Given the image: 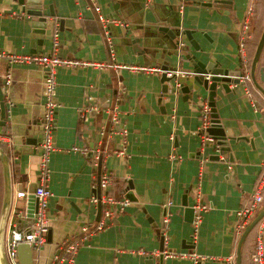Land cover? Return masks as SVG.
Segmentation results:
<instances>
[{"label": "crops", "instance_id": "1", "mask_svg": "<svg viewBox=\"0 0 264 264\" xmlns=\"http://www.w3.org/2000/svg\"><path fill=\"white\" fill-rule=\"evenodd\" d=\"M96 1L105 18L125 23L111 24L110 48L96 13L87 7L88 0L42 1L47 12L50 7L61 21L55 27L59 34L55 54L80 64L60 66L55 74V99L59 106L55 111L54 151L47 156V175L43 181L53 194L48 212L52 226L50 241L39 252L32 251V264H50L60 244L81 236L84 238L72 264H225L224 259L231 254H235L237 264L244 231L236 241L235 212L249 203L251 194L260 186L263 202L256 215L264 210V93L260 91H264V61L260 64L258 59L256 63V83L251 79L250 86L232 85L235 91L229 92L217 88L218 117L228 134L243 139L237 143L232 162L212 157L218 153L211 146L200 149V107L209 104L206 91L192 100H187L186 94L179 90L161 93L158 75L116 70L109 64L156 68L171 64L188 72L192 64L185 55L192 53L205 64L211 62L214 66L242 71L240 24L250 5L256 2L259 3L256 18L263 19L264 0H234L233 5L218 9L188 1L182 11L178 0ZM10 6L0 3V51L50 53L52 25L38 47L36 40L40 35L32 32L31 20L20 6ZM160 26L176 32L193 31V38L203 51L193 48L184 36L185 49L180 57L175 56L179 51L175 43L178 38L171 40L158 30ZM252 46L253 36L249 49ZM251 63L247 67L249 74ZM5 70H10L12 81L1 89L0 104L3 102L5 111L1 118L0 108V134L6 140L0 142V149L10 162L11 194L20 188L32 193L40 184L36 165L42 154L44 70L33 64L2 62L0 76ZM119 83L123 93L118 91ZM1 84L0 77V87ZM88 103L98 108V112L86 114ZM114 107L119 110L117 125L111 124L107 112ZM123 128L127 130L126 138L121 133ZM36 135L40 142H35ZM121 146L125 147L127 157L113 154ZM72 147L97 151L96 166H92L87 155L69 151ZM202 156L208 161L200 176L198 162ZM103 174L116 178L110 194L118 200L127 199L129 204L111 218L104 230L82 234V226L92 228L98 222L100 208L90 203V197L100 196L99 180ZM129 181L133 185V199L125 197ZM198 193L207 211L202 213L194 234V212L188 221L185 210L196 204ZM19 201L28 215L34 213L35 200L31 194ZM12 206L13 202L6 216L4 238L12 220ZM163 208L165 223L161 229ZM261 223L264 242V217L256 227ZM256 230L240 246V264H252L250 254ZM160 247L162 252L196 253L207 259L195 262L188 257L162 255L160 263L155 259L158 255L151 254L162 253ZM18 256L20 259L19 252Z\"/></svg>", "mask_w": 264, "mask_h": 264}, {"label": "built area", "instance_id": "2", "mask_svg": "<svg viewBox=\"0 0 264 264\" xmlns=\"http://www.w3.org/2000/svg\"><path fill=\"white\" fill-rule=\"evenodd\" d=\"M184 0H180L179 11H182L184 6ZM87 7L92 9L96 15L97 20L101 23L103 27V36L106 40L109 48L111 47V38H110V26L111 24H120L124 26L120 20L105 18L101 13V8L96 0H88ZM253 6L252 4L248 8L246 18L241 22L239 34H238V45L239 52L241 54V65L243 75L240 78L242 84H246L250 86L251 78L248 72V58L246 53V40L250 36V16L252 14ZM59 45V34L57 28H54V32L52 35V51L50 53L40 54V55H32L28 53H18V52H4L0 51V65L2 62H6L7 64H15V65H35L38 67H42L44 70V98L45 102L43 105V114L40 119L41 126V150L42 154L40 155V159L38 164L36 165V169L40 171V184L36 187V189L31 193L27 189H19L11 194V200L9 206L13 202V210L10 218L12 220L9 223V230L5 233V238L3 239V250L4 256L7 264H21V261L18 256V246L21 244H27L30 246L31 250L34 252H39L40 249L46 244L47 234L50 231L52 226V219L49 216V202L53 196L52 192L44 185L43 181L47 175V162H48V154L54 151L52 146L53 140V130L55 127V111L59 106L58 102L55 99L56 96V70L60 66H75L80 64V62L69 61L58 57L55 54L57 47ZM181 45V44H180ZM101 66V64H97ZM113 69L124 68L130 70L132 72L141 71L147 74H155L160 75L163 70L162 68L156 67H147V66H135V65H122L117 63L109 64ZM173 73L177 78L176 81V91H178L179 79L188 75V72L182 70L175 71H167V76H172ZM1 89H6L12 81V74L10 70H5L1 73ZM208 78V77H207ZM123 87L121 83H119L118 91L123 93ZM249 90V89H248ZM248 94L250 95L249 91ZM98 112V108L92 107L89 103L85 108L84 112L86 114H90L93 112ZM109 118L112 125L119 124V110L117 107H114L112 110L108 109ZM201 114V122L199 126V135L201 139L200 149L202 150L205 146H211L218 153L216 140L215 138L209 134L208 129L211 125V108L207 103H204L200 107ZM122 127V126H121ZM127 130L121 129V133L126 138ZM173 138V135H171ZM6 140L5 136L0 134V142ZM8 142V141H7ZM69 151L78 152L82 155H87L90 158V162L92 166H96L98 159L97 151L88 150L87 148H77L72 147ZM116 156L127 157L128 154L124 146L119 147L117 150L113 152ZM171 157H175V155H171ZM208 161L207 157H200L199 159V175L204 171L205 163ZM228 169H231L230 164H228ZM116 183V178L110 174H103L99 180V189L101 190L100 196L92 195L90 197V203L94 205H98L100 208V215L98 222L90 228L88 225H84L81 228L82 234H90V232H98L104 230L109 221L116 213L122 212L126 206H128L129 201L127 199H116L111 194V188L114 187ZM32 195L35 200V211L32 215H28L26 210H24L20 206V199H25L29 195ZM196 204L192 207L194 210L193 217V233L195 234L198 230V225L202 219V213L207 211V206L204 205L200 201L199 193ZM263 196H262V187H257L254 192L251 194V199L249 203L239 209L236 210V216L238 218V222L235 228V238L236 241L245 230L248 223L255 217L257 211L259 210L260 205L262 204ZM165 223V218L163 219ZM262 223L258 226L256 230V239L253 251L250 254V261L252 264H264V242L262 236ZM195 237V235H194ZM84 236L78 238V240L74 241H66L58 246V254L55 258L50 262V264H72L77 248L80 245V241H82ZM139 253L146 254L143 251H139ZM148 254V253H147ZM152 255H159L160 253H151ZM164 257L169 258H191L195 262L200 259H207V256H200L196 253H175V252H162ZM225 264H236L235 254H231L230 256L224 259Z\"/></svg>", "mask_w": 264, "mask_h": 264}, {"label": "water", "instance_id": "3", "mask_svg": "<svg viewBox=\"0 0 264 264\" xmlns=\"http://www.w3.org/2000/svg\"><path fill=\"white\" fill-rule=\"evenodd\" d=\"M43 0H0V3H9L15 4L16 6L21 7V11L26 14V16L31 20L32 32L40 35V38L36 40L38 47H41L44 42L47 30L51 26L53 29L57 26L56 22H60L55 17L56 15L52 12L51 8L47 12L45 5H42ZM191 1L193 3L200 4L202 7L206 8H222L226 5H233L234 0H184V2ZM180 4V0H178ZM178 4V5H179ZM10 6V7H11ZM24 17V14H23ZM53 21L51 24L50 21ZM158 30L163 31L165 34L171 38V40L176 41V46L179 47V51L174 55H178L179 57L182 55L181 52L185 49V44L182 41V38L185 36L186 39L189 40L190 44L197 51H203L200 46L197 44L196 40L193 38V31H180V29L175 30L170 29L169 27L160 26ZM181 44V45H180ZM264 47V28L260 35L259 41L257 43L254 56L252 58L251 69H250V77L255 82L254 79V70L256 63L260 57L261 51ZM179 52V53H178ZM185 58L189 59L192 64V70L188 71V75L183 78H180L178 90L186 94L187 100H192L194 98H198L201 96L202 91H206L208 96V105L211 108V125L208 129L209 134H211L215 140L217 145L218 154H214L212 157H215L217 160H222L224 162L233 161L237 143L240 140H243L241 137L232 136L226 132L218 114L216 112V100H218L217 88L220 87L224 92L235 91L233 89L234 86L242 85L240 81L243 72L239 70H231L229 68H223L220 65H215L211 62L205 64L203 63L197 56L192 53H188L185 55ZM163 72L158 75V81L160 83L161 93H168L169 91L176 90V77L173 73L172 76H167V71H175L181 70L179 65L172 66L171 64H167L162 67ZM208 77V78H207ZM256 83V82H255ZM233 87L231 88V86ZM257 85V84H256ZM258 86V85H257ZM260 90V88H259ZM264 93L263 90H260ZM0 99H2V90L0 87ZM1 118H4V104L1 102ZM35 142L39 141V136L34 137ZM208 147V146H205ZM216 151V150H214ZM220 155L222 158H220ZM0 162L3 168V179H4V198L2 204V210L0 215V264H7L4 250H3V239H4V226L6 216L9 210V204L11 200V189H10V162L7 155L0 149ZM37 186L34 188L36 189ZM34 189V190H35ZM133 189L132 182L129 181L127 187L125 188L126 195L125 197L129 199H133V193L131 190ZM33 190V191H34ZM193 208H186L185 214L186 218L192 220L193 217ZM162 220H161V229L164 228V217H165V209H162ZM264 217V210L261 211L258 215H256L251 222L246 226L240 241H239V250L237 252V264H240V246L252 228L259 222L260 219ZM162 233V232H161ZM47 240L50 241V231L47 234ZM159 251H163V247L159 248ZM18 252L21 259V264H32V250L29 245L21 244L18 246ZM152 260V256H148ZM155 259L160 263L162 261V253L158 256H155Z\"/></svg>", "mask_w": 264, "mask_h": 264}, {"label": "trees", "instance_id": "4", "mask_svg": "<svg viewBox=\"0 0 264 264\" xmlns=\"http://www.w3.org/2000/svg\"><path fill=\"white\" fill-rule=\"evenodd\" d=\"M257 11H259V3L256 2L253 4V10H252V14L250 16V36L247 38L246 44H245L246 45L247 58H248V67L252 61L257 43L259 41L261 32L263 31V28H264V18L260 19V21H258L256 18ZM263 17H264V15H263ZM252 36H253V46L249 49V41L252 40ZM263 58H264V47H263L261 54H260V57H259V63L260 64H261V60L264 61ZM3 184H4L3 168H2V164L0 162V211L2 209V204H3V202H2L3 201V195H4V185ZM256 226L257 225H255L253 227V229L249 232V234L254 233V231L257 228Z\"/></svg>", "mask_w": 264, "mask_h": 264}, {"label": "rangeland", "instance_id": "5", "mask_svg": "<svg viewBox=\"0 0 264 264\" xmlns=\"http://www.w3.org/2000/svg\"><path fill=\"white\" fill-rule=\"evenodd\" d=\"M262 33V32H261Z\"/></svg>", "mask_w": 264, "mask_h": 264}]
</instances>
